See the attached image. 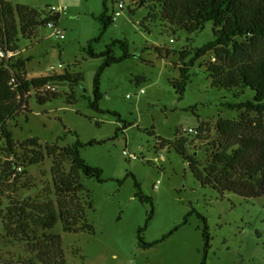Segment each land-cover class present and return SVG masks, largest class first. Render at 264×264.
<instances>
[{
    "label": "rangeland",
    "instance_id": "rangeland-1",
    "mask_svg": "<svg viewBox=\"0 0 264 264\" xmlns=\"http://www.w3.org/2000/svg\"><path fill=\"white\" fill-rule=\"evenodd\" d=\"M7 1L38 12L39 23L29 26L25 33L16 15V54L12 60L27 62L15 71L28 79L65 73L81 74L82 78L49 81L56 90L45 85L32 87L21 109L7 123L14 150H9L6 140L0 138L2 262L43 264L39 255L47 251L43 243L33 246L15 239L4 218L10 217L8 209H23L22 214L17 213L21 217L54 209L61 217L60 200L77 217H84L79 226L89 225L65 231L59 218L51 229L36 228L38 234H61L65 264H202L205 248L201 216L206 217L211 236L206 264H264V196L244 197L203 185L176 146L179 135L187 138L189 153L194 152L205 166L221 143L234 142L241 133L262 134L255 125L264 121V116L246 112L241 119L240 112L222 105L232 96L212 85L206 69L213 61L210 55L191 68L182 97L174 86L173 81L180 78V51L196 50L214 40V21L188 31L165 19L158 2L140 6L133 0H107V15L114 21L104 29V0ZM120 1L124 3L121 9ZM52 6L63 7L56 19L63 38L52 35L47 22H42L55 19ZM117 11L120 14L116 15ZM115 40L127 41L132 55L103 71L101 110H97L90 105L94 78L107 58L103 53ZM111 47L116 57L124 53L120 42ZM256 51L264 53V47ZM49 95L45 102L40 101V97ZM250 96L249 89L241 100ZM219 120L238 124L234 130L224 132L218 127ZM189 128L195 131H187ZM32 137V144L26 141ZM77 140L84 143L81 157L103 169V181L78 172L63 151ZM124 150L137 158L128 157ZM42 155L39 162L28 163ZM12 160L21 162V169L13 170ZM53 168L59 179L78 173L80 191L58 194ZM136 181L147 200L136 195ZM141 227L146 242L161 241L151 247L142 246ZM49 251L54 254L55 248Z\"/></svg>",
    "mask_w": 264,
    "mask_h": 264
},
{
    "label": "trees",
    "instance_id": "trees-1",
    "mask_svg": "<svg viewBox=\"0 0 264 264\" xmlns=\"http://www.w3.org/2000/svg\"><path fill=\"white\" fill-rule=\"evenodd\" d=\"M140 6L147 2H158L162 6V16L176 26H183L188 31H195L204 28L207 21L213 20L215 26V39L209 41L204 46L192 50L189 48L180 51V78L173 81L174 86L182 97L186 86L190 80V70L205 55H210L213 61H209L206 65L214 87L226 91V95H231V100L222 102V105L236 110L241 113V119L246 112H255L259 116H264V53H257L259 46L264 47V0H133ZM107 0H104L105 11L101 15L106 29L114 18L107 15ZM20 17L21 29L25 33L31 25L38 24V12L27 6H14L7 0H0V48L3 50L15 51L14 42L17 34L18 21L16 15ZM152 16V13L149 14ZM55 19L59 15H54ZM48 22L49 18L42 22ZM120 42L124 48V53L120 57L111 54V45ZM162 51V49H160ZM95 54L94 52H90ZM167 55L170 52H166ZM104 63L98 69L94 78V99L90 105L101 110L99 101L102 97L100 90V79L106 67L114 62L122 61L132 54L129 51V44L125 40H115L109 45L106 52ZM26 59H19L16 63L10 58H0V138L6 140L9 150H14V140L12 132L8 129V120L13 118L21 109L26 94L32 87L46 85L51 80H81V74L73 75L70 73L54 74L50 76H39L33 78H25L22 72L15 71L16 68L24 67ZM14 78V80H12ZM252 90V96L245 100H241L248 90ZM49 96L40 97L41 102H45ZM219 129L228 132L235 129L238 124L233 121L219 120ZM242 124V123H239ZM262 134L258 133H241L236 141L221 143L220 149L212 152L210 160L205 166H201L196 154L189 153V141L187 138L179 137L176 139V146L179 152L188 161L191 169L203 185H213L222 191H233L244 197L264 196V121L261 119L255 125ZM198 134V132H197ZM34 137L29 138L28 142H34ZM160 141V145L164 146ZM93 144L94 141H89ZM34 144V143H33ZM84 145L77 140L72 145L63 148L66 155L71 158L73 166L83 171L89 176L95 177L99 181H103V169L99 166H93L86 162L80 155V147ZM53 154V153H51ZM39 159H32L28 163L39 162ZM24 165L27 163H23ZM10 165H14L16 170L21 166V162L12 160ZM22 167V166H21ZM55 168V167H54ZM52 169L54 182L58 194L64 192H78L82 184L79 175H63L60 173L59 179L56 178L58 172ZM138 191L136 195L142 200L148 197L141 194L140 183L136 181ZM60 216L58 217L54 209H49L42 215H31L30 217H21L23 209L16 206L9 208L10 217H4L7 226L12 229V235L17 240H24L33 246L39 243L44 244L47 251L40 253V261L43 264H65L64 249L62 247V238L59 232H42L38 234L37 227L44 230L53 228L62 218L64 222V230H79L87 226H79V222L84 217H77L76 213L68 206H62L59 200ZM81 214H84L83 208H79ZM154 210H152L153 213ZM191 211L188 213L190 214ZM152 217L150 215L149 219ZM204 220L203 239L205 248V257L202 264H206V255L210 246V232L207 219ZM187 222V217L184 223ZM179 227H175L168 235L176 231ZM140 243L144 247H151L157 241L146 242L143 238V227L139 229ZM55 248V253L49 250ZM37 249V248H35ZM42 250V249H41ZM40 250V251H41ZM54 256H53V255ZM0 259V264H4ZM6 264H15L8 262ZM26 264V263H21ZM29 264H36L30 261Z\"/></svg>",
    "mask_w": 264,
    "mask_h": 264
},
{
    "label": "built area",
    "instance_id": "built-area-1",
    "mask_svg": "<svg viewBox=\"0 0 264 264\" xmlns=\"http://www.w3.org/2000/svg\"><path fill=\"white\" fill-rule=\"evenodd\" d=\"M119 8L121 9L124 6L123 1L119 2ZM51 10L54 12V15H59L60 12L63 10V7L61 6H52ZM120 14V11L116 12V15ZM47 25L49 28L52 29V35L56 36V37H60L63 38L64 34L61 28H59L56 19L53 20H49L47 22ZM16 54L15 51L12 50H3L2 48H0V58H10L12 56H14ZM50 69H54L53 66H51ZM15 77H13L12 80H14ZM45 87L47 89H51V90H56V87L54 85H51L50 83L46 84ZM187 131L189 132H194L195 130L193 128H189ZM124 154L127 155L130 158H137V156L133 153H128V151L124 150ZM18 169H21V166L18 167ZM155 187H157V185H155Z\"/></svg>",
    "mask_w": 264,
    "mask_h": 264
}]
</instances>
